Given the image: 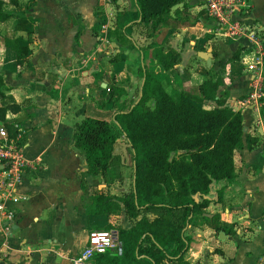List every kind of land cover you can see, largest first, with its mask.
Segmentation results:
<instances>
[{
    "label": "crops",
    "instance_id": "0c3cea01",
    "mask_svg": "<svg viewBox=\"0 0 264 264\" xmlns=\"http://www.w3.org/2000/svg\"><path fill=\"white\" fill-rule=\"evenodd\" d=\"M4 1L14 13L0 20V72L7 84L4 92L19 106L7 108L5 119L17 128L15 135H8L33 166L24 168L18 199L6 200L13 218L0 219V264H71L94 225L89 197L129 192L131 153L113 113L138 99L140 65L157 72L169 93H199L204 79L220 76L217 93L243 115L242 141L233 153L236 178L226 186L223 180L212 182L204 195L209 203L183 229L192 237L185 259L190 264H264V116L259 104L245 100L251 79L248 63L256 53L248 37L222 34L202 0H185L184 8L178 3L187 22L163 26L152 35L135 22L133 0L109 5L114 18L105 33L100 30L106 19L100 0H16L15 5ZM241 1L240 11H248L242 19L262 36L264 71V0ZM3 37L19 38L27 45L21 64ZM157 46L177 55L172 66L165 68L158 61ZM237 49L239 58L227 60ZM204 51L210 52L209 62ZM85 116L109 121L117 136L113 154L121 176L88 172L85 155L73 138L75 123ZM213 213L219 217L212 225L204 215ZM140 216H129L121 203L95 224L105 220L129 228ZM174 246L170 242L167 249ZM134 264L151 263L140 258Z\"/></svg>",
    "mask_w": 264,
    "mask_h": 264
},
{
    "label": "trees",
    "instance_id": "16d2710c",
    "mask_svg": "<svg viewBox=\"0 0 264 264\" xmlns=\"http://www.w3.org/2000/svg\"><path fill=\"white\" fill-rule=\"evenodd\" d=\"M133 1L138 12L135 22L148 28L151 35L163 26L187 22L176 6L182 3L183 8L186 7L185 0ZM9 2L16 4V0ZM6 5L0 0V20L14 13ZM2 40L15 52L17 64H21L27 45L19 38L3 37ZM239 53L237 49L227 60L238 59ZM155 54L165 68L172 66L177 58L172 50H163L160 46L155 48ZM139 74L143 82L138 99L127 108H116L113 113V120L124 134L131 153V189L120 196L98 192L88 200L93 228L113 229L117 239L114 250L95 256L96 264H134L140 258L148 259L151 264L165 261L190 264L184 253L191 246L192 237L185 235L183 229L192 216L202 212L201 208L209 203L204 195L209 193L212 182L223 180L226 186L235 180L233 153L242 141L243 115L240 109L226 104L223 93H217L222 84L220 76L204 79L199 84V93L184 89L169 93L157 72L140 65ZM6 87L0 72V121L13 136L18 130L5 119V111L19 106L10 101L11 96L3 90ZM259 105L264 116V95ZM116 137L106 119L85 116L75 123L74 145L84 153L89 173L122 175L114 163ZM222 191V187L218 189L219 200ZM121 203L129 216L141 214L131 227L112 226L105 220L95 224L120 208ZM218 217V213L204 215L212 225V220ZM170 242L175 246L168 250Z\"/></svg>",
    "mask_w": 264,
    "mask_h": 264
},
{
    "label": "built area",
    "instance_id": "2783aa9c",
    "mask_svg": "<svg viewBox=\"0 0 264 264\" xmlns=\"http://www.w3.org/2000/svg\"><path fill=\"white\" fill-rule=\"evenodd\" d=\"M114 0H100L101 12L106 17L101 24V31L105 33L114 18V12L109 5ZM207 14L215 21V26L225 36H238L244 34L256 48L253 59L248 63L250 72L249 91L245 100L247 103L260 104V97L264 95V71L262 70L263 50L260 47L262 36L257 27L242 19L247 9L240 11L241 0H202ZM249 14V13H248ZM0 219H12L13 212L6 205V200L18 199L16 189L23 177L24 168L33 166L28 161L16 143L11 138L4 125L0 122ZM264 224V210L262 212ZM117 239L113 229L92 228L88 231L87 242L80 252L71 259V264H95L97 254L114 250Z\"/></svg>",
    "mask_w": 264,
    "mask_h": 264
},
{
    "label": "water",
    "instance_id": "95a60500",
    "mask_svg": "<svg viewBox=\"0 0 264 264\" xmlns=\"http://www.w3.org/2000/svg\"><path fill=\"white\" fill-rule=\"evenodd\" d=\"M202 55L207 59V61L209 62L210 60H209V56H210V52L209 51H204V52H202ZM0 167H2V164H0ZM194 198H195V200H198V194H195L194 195ZM222 234V232H220V234L219 235H221ZM121 251V243L120 242H118V252H120Z\"/></svg>",
    "mask_w": 264,
    "mask_h": 264
},
{
    "label": "rangeland",
    "instance_id": "374dc122",
    "mask_svg": "<svg viewBox=\"0 0 264 264\" xmlns=\"http://www.w3.org/2000/svg\"><path fill=\"white\" fill-rule=\"evenodd\" d=\"M168 90V89H167ZM169 91V90H168Z\"/></svg>",
    "mask_w": 264,
    "mask_h": 264
}]
</instances>
